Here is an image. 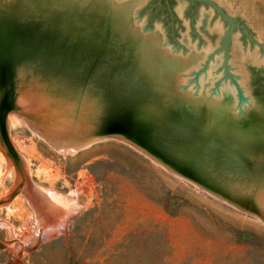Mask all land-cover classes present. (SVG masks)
I'll return each mask as SVG.
<instances>
[{
  "label": "rangeland",
  "instance_id": "rangeland-1",
  "mask_svg": "<svg viewBox=\"0 0 264 264\" xmlns=\"http://www.w3.org/2000/svg\"><path fill=\"white\" fill-rule=\"evenodd\" d=\"M212 1L236 21L228 44V74L223 73V51L216 50L228 24L206 5L143 0L140 22L130 15L129 24L139 35L147 26L158 37L157 48L167 41L163 50L171 54L177 49L171 56L187 63L175 75L180 106L163 110L183 119L203 142L213 137L218 148L191 151L251 172L257 188L264 179V0ZM23 2L0 0V32L5 26L12 29L4 41L12 67L1 68L0 111L6 109L3 127L12 161L33 188L27 199L20 190L0 203L5 224L0 226V264H264V220L247 205L235 204L240 196L225 184L221 187L234 205L127 143L101 139L79 149L67 147L69 132L67 127L57 132L59 121L68 111L91 110L78 111V98H68L73 108L56 105L57 115L49 116L53 126L46 125L51 127L42 133L17 114L20 87L34 76L22 65L24 49L33 42L26 40L40 24L31 15L41 10L33 4L35 8L14 11ZM20 71L24 82H19ZM216 104L221 108L210 106ZM179 158L171 160L179 168L193 165V157ZM3 160L0 150V202L16 178Z\"/></svg>",
  "mask_w": 264,
  "mask_h": 264
},
{
  "label": "water",
  "instance_id": "water-1",
  "mask_svg": "<svg viewBox=\"0 0 264 264\" xmlns=\"http://www.w3.org/2000/svg\"><path fill=\"white\" fill-rule=\"evenodd\" d=\"M185 1L204 4L227 22L228 28L216 50L223 51V73L228 74V44L236 21L212 0ZM113 2L24 0V5L14 7L17 12L22 6L32 9L33 4L41 9L31 15L40 24L31 32L34 39L26 40L33 42L24 49L26 60L22 65L43 77L57 97L68 98L69 92L79 86L93 102L88 122L77 118L79 138L66 144L67 147L79 149L101 139L118 140L213 196L227 199L229 192L210 175L211 170L222 173L232 167L214 157L206 158L191 151L201 146L218 149L212 142L213 137H209V143L203 142L204 138L193 135L183 119L177 121L173 119L176 116L171 117L163 110L172 108L173 104L176 108L180 106L179 99L183 97L174 88L175 75L183 71L187 63L171 56L177 54V49H172L171 54L163 50L167 41L157 48L158 37L147 26L141 27L139 35L129 24L130 15L136 23L140 22L143 2ZM25 19H29L28 14ZM7 58L12 67L8 55ZM184 89L181 87L182 91ZM237 95L242 98L238 89ZM210 106L221 108L217 104ZM179 156L188 157V161L189 156L193 157L189 170L171 161L180 160ZM208 167L212 168L205 169ZM250 213L260 217L256 212Z\"/></svg>",
  "mask_w": 264,
  "mask_h": 264
},
{
  "label": "bare ground",
  "instance_id": "bare-ground-1",
  "mask_svg": "<svg viewBox=\"0 0 264 264\" xmlns=\"http://www.w3.org/2000/svg\"><path fill=\"white\" fill-rule=\"evenodd\" d=\"M142 1L143 0H140V2ZM202 22L204 24L206 22V18H202ZM2 30L3 31L0 32V59H2V61L0 62V76H1L2 67H5V65L10 67L9 59L7 58L8 54L6 53L7 52L6 49H8V45L4 41H6L5 39L6 35L12 34V29L10 27L8 28L5 26ZM195 60H198V58ZM18 75H19L18 76L19 82H24L25 75L22 74V71H20ZM20 91L21 92H20V96L18 99L19 111H17V114L22 116L27 122H29V125L31 128L35 129L37 132H40V133L49 130L50 127L53 126L50 124L51 121H49L50 120L49 116L51 115L50 113L52 114L54 113L55 116L57 115V110H55L54 108L56 107V105H57V109L60 108L61 106L65 107L66 109L71 108L72 103L69 102L70 98L79 99V110L78 111L83 110L87 106H90L93 111V102L90 100L87 93L83 91L82 88L77 86L76 88L71 90L69 92L70 93L68 97L69 99L57 97V94L54 95L52 93L48 83L43 79V77H41L35 72H34V76H32L28 80L27 84L23 87L22 86L20 87ZM1 102L2 101L0 99V104ZM6 103L7 104L5 106L8 105V101ZM73 107L74 105H72V108ZM5 111H6L5 108L2 111H0V150H1L2 156L4 157L3 162L5 161L6 163L5 169L11 168L14 172V178L15 177L16 178H15L13 189L4 197V199H2L4 204L7 203L11 199V197H13L14 193H17L20 190L22 191L21 193L24 194V196L26 197L25 199L28 198L29 193L31 194L30 192L31 186L29 185L27 177L22 172L19 171L17 164H15L12 161V160H15V157L13 156L14 154L13 149H11L10 145L7 142L4 127H3L4 126L3 118L5 115ZM66 113L67 114H64L62 120L59 121L60 123L57 122L59 123L57 126V132L63 131L67 127V132H69V134H67L68 136L65 138H68V141L72 142L79 138L77 134V129H76V127L78 126L77 118L82 117L83 120L88 122L87 119H89V117L91 116H89L88 114L89 112H85L81 114L75 112L72 115H71L72 111L71 112L68 111ZM49 124L51 126H49V128L46 127V125H49ZM50 143L52 144V142ZM62 143L63 142H61V144ZM61 146L62 145H60V147ZM84 146H87V145H84ZM210 168L212 167H208L207 169H210ZM8 169L6 171H9ZM231 169L232 170H229L228 172L225 171L222 173L221 171H214V176H213L215 179L214 181L216 183L225 184L226 186H228V189L231 194L235 195L236 197L240 196V198L239 197L237 198L238 201H236L237 203L235 204L247 205L249 210L258 213L260 218L264 220V179L257 181V184H256L257 188H254L255 187L253 184L254 179L251 176V172H249L248 174H245L244 172H240L239 170L242 171V169L238 168L237 166H234ZM211 173H213L212 170H211ZM21 183L23 187L19 189L21 187L20 185ZM18 200H15V203ZM222 200L229 204L234 205L233 201L230 200V198H227L225 200L222 199ZM19 202H21V199ZM2 224L3 223H1L0 226ZM3 226H5V224H3Z\"/></svg>",
  "mask_w": 264,
  "mask_h": 264
},
{
  "label": "flooded vegetation",
  "instance_id": "flooded-vegetation-1",
  "mask_svg": "<svg viewBox=\"0 0 264 264\" xmlns=\"http://www.w3.org/2000/svg\"><path fill=\"white\" fill-rule=\"evenodd\" d=\"M160 1H162V2H164V1H165V2H166V0H160Z\"/></svg>",
  "mask_w": 264,
  "mask_h": 264
}]
</instances>
